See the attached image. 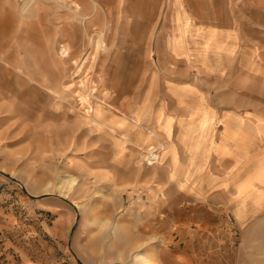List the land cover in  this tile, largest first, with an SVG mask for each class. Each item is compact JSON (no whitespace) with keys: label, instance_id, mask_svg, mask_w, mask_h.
I'll use <instances>...</instances> for the list:
<instances>
[{"label":"rangeland","instance_id":"obj_1","mask_svg":"<svg viewBox=\"0 0 264 264\" xmlns=\"http://www.w3.org/2000/svg\"><path fill=\"white\" fill-rule=\"evenodd\" d=\"M73 1L0 0V264H264V9Z\"/></svg>","mask_w":264,"mask_h":264},{"label":"crops","instance_id":"obj_2","mask_svg":"<svg viewBox=\"0 0 264 264\" xmlns=\"http://www.w3.org/2000/svg\"><path fill=\"white\" fill-rule=\"evenodd\" d=\"M92 2V0H90ZM98 1V0H96ZM123 0H120L122 2ZM93 3V2H92ZM224 4L219 5L216 7V10L214 11L213 15L216 17L219 15V12L222 10L221 6L226 5V4H236V3H241L244 7L247 8V10H253L255 11L257 8L258 9H264V0H223ZM95 5L94 10H98V7L104 10H107L100 2L98 1V4L93 3ZM174 19H173V29H181L182 33H184V36H187V40L189 37H195L199 36L200 42H205L209 44L203 51L206 55H209V57L216 58V59H221L229 55L231 52V46L228 45L227 41L229 36L223 34V30L218 28V27H208L206 25H196L194 28L192 27V19L191 17L187 14L186 11L183 9H177L176 7L174 8ZM208 28V29H207ZM180 33V31H179ZM224 38H221V37ZM226 36V38H225ZM185 41V40H184ZM251 158V163H253V158ZM259 178V177H258ZM264 178V172L262 174V177L258 180H263ZM258 183V181H254L252 184H249V187L246 190H250L255 188V185ZM244 191V192H245Z\"/></svg>","mask_w":264,"mask_h":264},{"label":"bare ground","instance_id":"obj_3","mask_svg":"<svg viewBox=\"0 0 264 264\" xmlns=\"http://www.w3.org/2000/svg\"><path fill=\"white\" fill-rule=\"evenodd\" d=\"M55 2V1H54ZM58 2H60L61 4L63 5H69V4H75L77 6L78 9H81V6L79 5V3L77 2H74L73 0H58ZM59 3V4H60ZM61 6V5H60ZM99 36H100V40L102 41L104 39V36H105V32L104 31H101L99 32ZM155 149V148H153ZM148 157H152V158H155L156 155L154 152L150 153V155H148ZM141 255H138V258H140ZM149 261L146 260V259H141L140 260V264H147Z\"/></svg>","mask_w":264,"mask_h":264}]
</instances>
